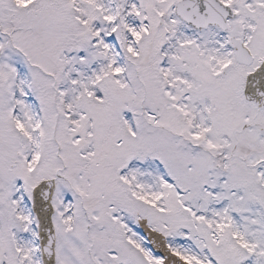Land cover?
Listing matches in <instances>:
<instances>
[{"label":"snow or ice","instance_id":"snow-or-ice-1","mask_svg":"<svg viewBox=\"0 0 264 264\" xmlns=\"http://www.w3.org/2000/svg\"><path fill=\"white\" fill-rule=\"evenodd\" d=\"M0 264H264V0H0Z\"/></svg>","mask_w":264,"mask_h":264}]
</instances>
